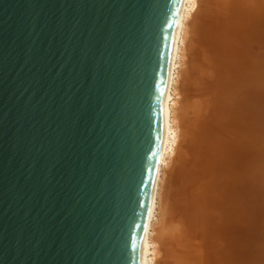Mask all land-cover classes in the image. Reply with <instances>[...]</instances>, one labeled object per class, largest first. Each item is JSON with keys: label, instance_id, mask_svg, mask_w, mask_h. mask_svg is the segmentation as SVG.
I'll use <instances>...</instances> for the list:
<instances>
[{"label": "water", "instance_id": "water-1", "mask_svg": "<svg viewBox=\"0 0 264 264\" xmlns=\"http://www.w3.org/2000/svg\"><path fill=\"white\" fill-rule=\"evenodd\" d=\"M183 0H0V264H141Z\"/></svg>", "mask_w": 264, "mask_h": 264}, {"label": "bare ground", "instance_id": "bare-ground-1", "mask_svg": "<svg viewBox=\"0 0 264 264\" xmlns=\"http://www.w3.org/2000/svg\"><path fill=\"white\" fill-rule=\"evenodd\" d=\"M232 2L183 0L141 264H167L176 239L184 236L177 226L182 218L209 242L222 241L217 264H264V186L256 165L247 178L244 170L264 133V3L249 11V25L235 36ZM234 37L251 47L230 46ZM254 47L260 58L253 56ZM211 72L216 76L210 82ZM232 83L242 89L228 100L220 92ZM224 103L229 116L221 120L218 107Z\"/></svg>", "mask_w": 264, "mask_h": 264}, {"label": "rangeland", "instance_id": "rangeland-1", "mask_svg": "<svg viewBox=\"0 0 264 264\" xmlns=\"http://www.w3.org/2000/svg\"><path fill=\"white\" fill-rule=\"evenodd\" d=\"M253 3H254V6H253ZM263 3H264V0H247V1L246 0H233L232 4H234L233 6L235 7V10L231 15L232 16V25H237L239 27V30L235 36L239 35L240 33H243V30L249 25V20L251 17V16H248L249 11L258 10L259 7L263 5ZM227 8L228 7H226L225 12L227 11ZM227 13H228V11L226 12V14ZM242 41L240 39L236 40V37H234V40L231 39L228 42H229L230 46H236L237 45L238 48H240L239 46H241V45H243V47H247V48L251 47L248 45V43H245L246 41H243V42ZM253 51H254L253 56L260 58V55H261L260 52L261 51L255 47H254ZM241 59H242L243 63L250 62V60L247 58L244 59V57H241ZM236 60H237V58H236ZM212 73L213 72L207 74L208 78H210V82L214 80V79L211 80V77L213 76V78H214V76H216L214 73L213 74ZM235 83H236V81H235ZM235 83H232L229 86L225 87L226 89L220 92L221 95H228V98H227L228 100H229V98L234 99L235 95H237L239 93V91H241V89H242L241 87H238L237 85H235ZM234 86H235V88H234ZM210 90H211V88H210ZM206 95H209V94H206ZM218 108H219L220 113L222 114V115L220 114L221 120H224V118H227L229 116L228 111L230 108L228 106V103L221 104L220 107H218ZM224 134H225L224 137H226L227 136L226 134H229V133H228V131H225ZM260 136L261 137H260L259 142H258L259 146L256 148V150H253L254 151L253 153L256 156V158H255V160H253L250 157L253 161L247 160V161H249V163H246L244 170L246 171L245 177L247 178V176L251 175L250 170H252L253 166L256 165L255 168L257 169V171L259 173L258 175L260 177V182H261L262 186H264V133H262ZM236 138L237 137L234 136V139H236ZM231 139H232V135L230 137V140ZM234 139H232V140H234ZM251 152H252V150H251ZM210 213H212V211ZM215 214H216V218H218L217 213H215ZM181 221L182 222L179 223L180 228H179V224L177 226H178V229L181 230V231L179 230L181 235L182 236L184 235V236L182 237V240L180 239L181 237L176 239V245H174V247H173L172 254L168 258L167 264H176V261H178L177 264L178 263L179 264L180 263H182V264H217L216 260L218 258H220L219 254L221 255V251H222L223 245H224L222 243V241L218 240L217 242H215V240H212L209 242V239H206L205 237H203V235L201 234L202 233L201 229L199 227L196 228L195 230H193V229H190V227L189 228L187 227V223L184 221L183 218L181 219ZM217 223L218 222H216L215 224H217ZM181 226L183 227V229L185 227V229L183 230L181 228ZM186 231L188 234L186 233ZM186 240H187V242H186ZM183 244H184V248H183ZM163 257H164V254L162 253L161 258H163ZM174 258L176 259V261H171L172 259L174 260ZM159 259H160V257H159Z\"/></svg>", "mask_w": 264, "mask_h": 264}]
</instances>
